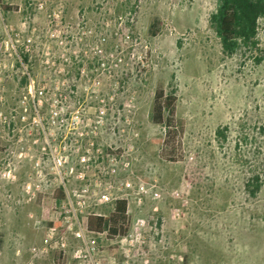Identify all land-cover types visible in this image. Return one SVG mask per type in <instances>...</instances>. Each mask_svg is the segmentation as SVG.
Segmentation results:
<instances>
[{"label": "rangeland", "instance_id": "obj_1", "mask_svg": "<svg viewBox=\"0 0 264 264\" xmlns=\"http://www.w3.org/2000/svg\"><path fill=\"white\" fill-rule=\"evenodd\" d=\"M217 5L0 0V264H264V18L228 55ZM160 87L177 162L151 121ZM118 199L126 237L75 235L72 211L85 229Z\"/></svg>", "mask_w": 264, "mask_h": 264}, {"label": "trees", "instance_id": "obj_2", "mask_svg": "<svg viewBox=\"0 0 264 264\" xmlns=\"http://www.w3.org/2000/svg\"><path fill=\"white\" fill-rule=\"evenodd\" d=\"M217 10L211 16V25L222 41L224 53L233 55L245 45L254 44L258 35L260 20L264 18V0H217ZM17 10L15 6H5L6 11ZM177 97L164 88L157 89L151 121L161 126L165 133L162 140V157L177 162L182 148L183 127L176 117ZM222 132L219 131V134ZM56 199L61 203L66 199L63 187L58 189ZM88 231L95 235H107L110 240L124 238L130 231L129 203L118 199L114 210L108 215L91 214L87 220Z\"/></svg>", "mask_w": 264, "mask_h": 264}, {"label": "built area", "instance_id": "obj_3", "mask_svg": "<svg viewBox=\"0 0 264 264\" xmlns=\"http://www.w3.org/2000/svg\"><path fill=\"white\" fill-rule=\"evenodd\" d=\"M128 185L130 186V184H128ZM141 190L143 192H147L144 186L141 187ZM158 196H159L158 193H156L154 195L155 198H158ZM101 199H102V201H109V197L105 193L102 194ZM70 212H71L70 210L66 211V213H70ZM72 212H73L75 219H76V225L78 226V231L75 233V235L77 237H80V238L84 237V230L88 231V228L85 226V229H84V225H86V224H84L83 222L80 221V219L78 218V215L76 214V210H74Z\"/></svg>", "mask_w": 264, "mask_h": 264}]
</instances>
